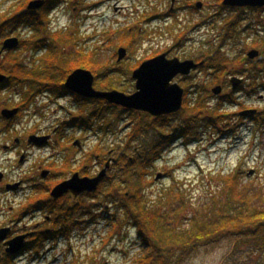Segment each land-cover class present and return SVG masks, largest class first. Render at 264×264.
Segmentation results:
<instances>
[{
	"label": "rangeland",
	"instance_id": "rangeland-1",
	"mask_svg": "<svg viewBox=\"0 0 264 264\" xmlns=\"http://www.w3.org/2000/svg\"><path fill=\"white\" fill-rule=\"evenodd\" d=\"M23 1L0 0V18L11 12L15 6L23 4ZM78 1L69 0L68 3L56 9L50 16L49 26L53 32L61 30L72 33L74 43L66 44L65 47L69 55L81 54L79 53L81 49L95 53L98 63L103 64L102 69L98 67V71H93L96 89H117L128 94L134 93L136 79L133 78V73L137 65L153 59L155 54L161 55L168 50L171 58L210 60L203 69L195 70L189 76H177L174 80L185 89V97L190 99L192 105L200 99L210 108L217 107L219 103L223 104L222 108L226 114L237 115L244 107L259 109V114L264 112V91L261 88L264 83L263 73L260 79L257 78L254 81L251 79L247 83V87L254 86L255 95H245L238 90L234 92V99L238 104L222 103L223 97L232 94V84L229 80L238 75L236 71L243 66L248 67L244 60L251 51L259 50L260 53L256 56L255 62H264V11L260 13L249 7L231 8L225 5L223 0H80L81 4L76 6L75 2ZM199 4H202V7H198ZM171 8L174 13L170 15ZM231 25L233 26L229 30ZM75 27L80 29V34H77ZM126 29L131 30L129 35ZM119 31L121 34H117ZM124 34L126 37H133L131 47L128 44L119 45L122 43L121 37ZM43 36L44 34L25 26H20L9 35L24 41L30 40L31 37L36 39ZM3 45L2 42L1 48ZM55 47L62 49L59 45ZM122 47H126L128 52L123 60L119 61V50ZM7 53H10L9 58L15 57L22 60L30 71L40 68L39 70L53 72L63 67L60 64L51 67L49 60L47 61L46 51L34 54L33 46L26 45L0 54V65L3 66L0 73L7 75L11 69L9 58L5 57ZM213 60H216L217 65L212 62ZM225 60L229 64L223 69L220 61ZM105 69L109 71V78L105 74ZM216 85L226 87L223 95L214 93ZM35 87L37 85H34L32 89ZM32 89L29 85L13 84L0 90V172L8 176L7 181L12 183L24 179L31 195L39 198L44 196L46 189L41 188L40 191L38 187H30L32 183L46 182L47 185L58 183L60 180L71 177L74 171L80 172L82 176L95 174L102 166L105 168L109 161H111L107 169L109 177L113 173L115 176L117 172V179H119L116 180L115 186H111V181L104 183L101 189L97 190L98 194L84 192L75 196L69 192L59 197L55 200L56 204L54 203L57 207L64 203L72 204L71 207H74L78 203V207L84 206V208L78 210L74 217L66 215L59 217L55 214L56 209L50 208L51 213L45 215L54 217L49 221L44 218L42 211L33 213L34 216L29 215L20 219L17 213L25 201L24 194L17 196L15 193H6L2 188L4 183L1 185L0 182V227L9 228L10 226V229L15 231L11 233L12 237L22 233L44 231L50 226L53 230L56 217L62 218L60 221L63 222L60 224L62 227L65 225L66 217L68 226L73 225V222L77 223V226L74 225L71 230L70 241L64 236L51 243L47 242L49 239L42 241L38 254L36 253L39 249L31 250L37 247L36 244H30V246L25 244L34 237L33 234L25 236L19 248L11 253L10 260L1 242L0 264L2 260L12 264H71L74 255H79L74 259L75 262L77 261L76 264H136L138 261L135 258H143L146 251L143 249L144 252L139 254L140 245L131 231L132 226L125 224L120 227L103 218L99 223L92 220L95 214L99 213V208L104 206L113 215L117 203L109 201L108 198L111 196H108L109 193L117 194L118 198L126 197L127 192L130 193L127 190L130 183L129 176L126 174L120 177L123 172L114 169L113 164L118 162V153L111 149L117 148L120 144L123 145L128 140L131 129L127 125L136 122L134 112H121L118 116L120 118L116 121L114 120L116 112L106 114L102 120L95 115V120L91 119L95 129L106 121L116 123L113 131L107 134L101 131L99 134L95 133L92 128L62 129L65 121H69L72 117L87 116L92 113L94 104L86 105L79 101L73 102L70 97L63 99L62 96L41 93L33 96L26 104L23 101V93L30 95ZM60 97L63 100L59 101ZM185 100L184 107L170 118V127L163 132L166 135L173 136L178 125L185 118L191 117L188 108L185 109ZM22 105L24 108L21 116L16 118L12 125L2 118L3 107L13 109L20 108ZM205 114L207 115L208 112ZM150 116L152 119L158 118L151 114ZM248 120L249 118H246L240 122L239 116H236L228 118L217 127L203 126L199 128V142L190 139L191 137L185 139L179 133L175 134V138L168 139L164 144L165 149L161 159L151 168V173L147 177L149 183L145 185V199L154 200L153 205L161 207L158 198L167 196L171 192V187L176 186L179 188L178 193L184 192L187 208L179 218L182 223L189 224L193 214H199L205 209H213L214 205L221 206L224 201L229 200V195L226 193L229 191V186L224 181V177L236 176L238 169L240 189L241 187L242 190L248 189L251 194L258 191L262 193L263 199L264 128L253 126ZM157 132L160 133V130ZM30 134L39 137L46 135L48 139L45 141V147L38 145L28 147L27 142V147L23 148L27 149L29 162L19 164L18 153L2 150L3 146H9L15 138L27 137L28 139ZM154 134V132L148 134V140L138 139L134 145L136 147L148 145L155 139ZM97 143H100L103 148H111L106 156L94 158L92 154L88 155ZM130 151L125 154L126 157ZM96 161H99L101 166L99 164L95 166ZM41 165L45 166V170L52 171L54 176L51 179L45 180L39 175ZM84 165H89V168L85 169ZM160 173L162 177L158 180L156 178ZM49 175L50 171L47 177ZM33 178L35 180L31 181ZM124 180L125 182L122 183ZM118 181H120L119 184ZM262 199H257L255 204L264 210ZM80 203H82L81 206ZM100 204L102 205L99 206ZM119 215L124 218L122 212L118 213L117 217ZM24 225L28 227L20 231ZM69 246L73 248L74 255L73 251L72 254L70 253ZM84 253L85 257L82 255ZM263 262L264 249L254 245L251 238L236 237L225 239L215 247L200 249L185 264H260Z\"/></svg>",
	"mask_w": 264,
	"mask_h": 264
},
{
	"label": "trees",
	"instance_id": "trees-1",
	"mask_svg": "<svg viewBox=\"0 0 264 264\" xmlns=\"http://www.w3.org/2000/svg\"><path fill=\"white\" fill-rule=\"evenodd\" d=\"M44 1V5L38 10H29L28 4L30 1L24 0L23 4L15 6L11 12L4 14L0 18V49L3 40L8 38L11 32L18 30L20 26H25L26 28L31 27V29L44 34V36L36 39L35 37H31V39H27V41L21 39L20 46L23 47L27 45L30 47V45H32L34 54L41 53V51L44 50L47 52V61L49 60L51 67L59 64L63 66L53 72L39 70L40 68H34L33 71H30L22 60H18L15 57L9 58L10 53L5 54V57L9 58V64H11V69L8 72L10 77L8 83L1 84L0 90L5 88L8 84L19 85L17 83L22 81L29 85L31 89L34 85L36 86L39 83H43L42 86L38 85L32 89L30 92L32 94L29 95L25 93L24 102H26V104L27 101L29 103L33 96L37 95V92L43 91V89H49V92H54L56 96L63 97V95H67L69 91L64 86V82L76 68H85L92 72L98 71V67H100L99 69L103 68V64H99L96 60L95 53L89 50L81 49V51H79L81 54L75 56L73 54L69 55L65 51V47L66 44L71 45L74 43L72 33H66V31L64 32L61 30L53 32L52 28H50L51 13L56 11V9L64 3H68V0ZM79 2L80 0L75 2V5L77 6ZM232 26L233 25L230 26L229 30H231ZM74 29L77 34H80V29L78 27ZM130 31V29L126 31L128 35ZM117 34H121V32L119 31ZM132 39L133 37H126L124 34V36L121 37L122 43L119 45L128 44L131 47L133 44ZM56 45H59L62 49L55 47ZM247 61L249 62L248 69L251 71V77L257 78L261 70L264 69V62H253L246 59V62ZM212 62L217 65L216 60ZM220 63L223 69L229 64L227 60L220 61ZM139 65L140 64H138L137 67ZM1 68H3L2 65H0V70ZM234 69L236 70L237 68ZM105 74L108 77L109 71L107 69H105ZM29 96L31 98H29ZM75 96V101H79L80 103H85L86 105L93 103L94 107L91 110L92 113L88 114L89 116L80 115L75 118L72 117L69 121H65L62 125V129L66 127H77L84 130L92 128L95 130V133L99 134L101 131L107 134L113 131L116 123L106 121L95 129L94 123L91 120L92 118L95 120V115L102 120L106 114H114L116 112V118L114 119L116 121V119L120 118L118 116L121 112H134L136 122L127 125L130 126L131 129L127 137L128 140L123 145H118L117 148H110L118 153V162L113 164L114 169L123 172L120 177L126 174L129 176L128 180H130V183L127 182L129 185L127 190H129L130 193L127 192L126 197L120 198H118L117 194L109 193L108 196H111L108 199L109 201L112 200L117 203V211L115 210L112 215L106 210V206L100 207L99 215L96 213L92 220L95 223H99L101 218H103L105 220H110L109 222L114 225H120V227L125 224L132 226L131 231H133L132 233L135 235L136 240L139 241L140 249L146 251L143 258H135L136 261H138L136 264H185V262L200 249L215 247V245L220 244L222 241H225V239L236 237L251 238L254 245L264 249V210L255 204L257 199H262V193L257 191L251 194L248 189L242 190V187L240 189V185L238 184L239 169L235 173L236 176L233 177L231 175V177L227 176L228 178L224 177V181H226L229 186V191H226L227 195H229V200L224 201L221 206L214 205L213 209H205L199 214H193L189 224L182 223L179 218L180 214L187 208L184 192L181 191L178 193L179 188L176 186L171 187V192L167 196L158 198L161 207L153 205L155 203L154 200L145 199L146 192L144 189L145 185L149 183L147 177L151 173V168L161 159L162 152L165 149L164 144H166L168 139L175 138V134L179 133L184 136L185 139L191 137L190 139L199 142V128L203 126L217 127L220 123H224L228 118L234 116L231 113L226 114V112L223 111V104L219 103L217 107L210 108L203 100L198 99L196 104L192 105L190 99L186 96L185 109L188 108L191 117L185 118V120L178 125L176 130H174L172 136L163 133L170 127L171 119L168 116H160L157 119H152L147 112L122 109L120 106L114 105L105 99H86L77 94ZM233 101V96L222 99V103L224 102L226 104H233ZM205 112H208V114L206 115ZM253 118L255 122L258 124L260 123L264 127V112ZM157 130H160V133H158ZM152 132L155 133V139L150 141L148 145L144 147H136V145H134V142L138 139L148 140L147 135H150ZM110 149L103 148L100 143H97L88 155L92 154L94 158L101 155L106 156ZM128 151L132 153L129 152L128 157H126L125 154H127ZM88 155L86 157H88ZM92 159L91 157V160ZM109 176L106 178V182L111 181V186H115L116 180L119 179H117V172H115V176L114 173L112 177ZM119 182L120 181H118V184ZM124 182L125 180L122 183ZM103 185L104 182L100 185L99 189H101ZM95 193L98 194L97 191ZM92 195H94V197L96 196V194ZM65 199L67 200V197ZM263 200L264 198L262 201ZM54 203L56 204L55 201ZM55 204H53L54 206L52 208L56 209L55 214L59 217H63V215L74 217L78 210L84 208V206L78 207V203H76L74 207H71L72 204L67 205L66 203L59 207ZM81 204L82 203H80V206ZM101 205L102 204L99 206ZM121 212L124 218H121L120 215L117 217L118 213ZM59 217H56V221H54L55 230H53V233L56 235V241L61 239L62 236L69 240L71 237V230H73V226L77 223L73 222V225L68 226L69 224L66 223V217V219H64L65 225L62 227L60 225L63 223L60 222L62 218L59 219ZM69 249L71 253L73 248L69 246ZM72 253L73 255L75 254L74 251ZM82 255L85 257L86 254L84 253ZM76 257H79V255H74V259ZM74 259L71 264L77 263ZM1 263L12 264V262L9 263L4 260H2ZM260 264H264V262Z\"/></svg>",
	"mask_w": 264,
	"mask_h": 264
},
{
	"label": "water",
	"instance_id": "water-1",
	"mask_svg": "<svg viewBox=\"0 0 264 264\" xmlns=\"http://www.w3.org/2000/svg\"><path fill=\"white\" fill-rule=\"evenodd\" d=\"M224 4L230 7H263L264 0H223ZM44 0H33L28 5L30 10H38L44 5ZM198 7H202L199 4ZM3 47L0 53L10 49H17L20 46V39L17 37H9L3 42ZM128 49L122 47L119 50V61L127 55ZM258 50H253L249 53L251 59H255L259 55ZM169 52H165L161 55L153 57V59L144 61L139 68L134 70L133 78L136 79V91L134 93H124L117 89L114 90H98L95 88V76L91 70L76 69L66 79V87L72 93H77L83 98L88 99H102L107 100L112 104L122 106L123 108L139 110L148 112L153 116L167 115L170 113H177V111L183 108V102L185 97V89L177 82L173 83V80L178 75H189L192 71L200 66L204 65V62H196L195 59L181 60L178 57L169 58ZM7 79V75L0 73V84ZM235 78L234 80H236ZM233 80V81H234ZM239 79L238 84H241ZM221 87H216L214 93H220ZM19 112V109H4L2 115L7 118H13ZM255 110H248L242 112L247 115ZM48 137L39 139V143H43ZM111 161L107 163V166L101 170L96 177H82L80 173L73 175L67 181L61 182L56 186L52 194L55 199H59L69 192H72L75 196L84 192H95L98 190L101 181L106 177L108 167ZM47 176V173H44ZM162 174L157 176L156 179L160 180ZM8 229H0V242L6 239L8 235ZM20 240L23 237L11 240L9 252H14L19 248Z\"/></svg>",
	"mask_w": 264,
	"mask_h": 264
},
{
	"label": "flooded vegetation",
	"instance_id": "flooded-vegetation-1",
	"mask_svg": "<svg viewBox=\"0 0 264 264\" xmlns=\"http://www.w3.org/2000/svg\"><path fill=\"white\" fill-rule=\"evenodd\" d=\"M68 2H69V0H68ZM254 10H258V9H254ZM259 11V10H258ZM174 13V10H173V8H171V13H170V15L171 14H173ZM256 50V49H255ZM259 51V50H258ZM165 52H169V54H170V51H165ZM165 52H163V53H165ZM162 53V54H163ZM168 54V55H169ZM156 55H159V54H155V55H153V57H155ZM152 57V58H153ZM169 58H171L170 57V55L168 56ZM246 59L247 60H249V61H253V62H255V59H249L248 58V56L245 58V60L244 61H246ZM199 62H204V66L203 67H200L199 68V70L200 69H203L205 66H207L208 64H209V62H210V60H207L206 58L205 59H200V60H198ZM247 64L249 63L248 61L246 62ZM237 66V65H236ZM242 67V66H241ZM246 67V68H245ZM243 66L242 67V69H240V70H238V71H236V74H238V75H235V77L236 76H238V78L236 79V80H234V78L235 77H233V78H231L229 81V83H231L232 84V86H231V91H236L237 89H246L247 90V88H249V89H251V90H255V89H253V85H249L248 87H247V83H248V81H250L251 79L254 81V80H257V78H259L260 79V77H261V74L263 73V76H264V69H262L261 70V73L257 76V78H253V77H251V75H250V71H248L249 69H248V67L247 66ZM233 68V67H232ZM236 68V67H235ZM198 70V69H197ZM240 75V76H239ZM8 77H10L9 75H8ZM244 77H246V79L244 78ZM239 79H242L243 81H241V84H238V82H239ZM234 80V81H233ZM66 82V81H65ZM65 82H64V86H65ZM17 84H19L18 86H22V85H27L24 81H22V82H18ZM9 85V84H8ZM8 85L6 86V87H8ZM38 85H43V83H39ZM37 85V86H38ZM12 86V85H11ZM17 86V85H16ZM217 86V85H216ZM218 86H220L221 87V94H219V95H223L224 94V92L226 91V87L224 86V85H218ZM247 87V88H246ZM261 88H263V90H264V83L261 85ZM50 90L49 89H43V91H39L38 93H41V94H47V95H49V96H51L52 94H54V95H56L54 92L52 93V92H49ZM69 91V90H68ZM69 93H71V91H69ZM68 93V94H69ZM23 96H24V93H23ZM72 98V101L74 102V99L76 98V96H75V94L74 93H71V94H69L68 96H67V98ZM23 100H24V97H23ZM4 108V107H3ZM6 108H8V107H6ZM10 108V107H9ZM19 108V107H18ZM23 105L22 106H20V112L18 113L19 115H16V116H14L13 118H9V119H6V121L8 122V124H13L14 123V120L16 119V118H18L19 116H21V113H22V110H23ZM11 110H13V109H15V107L12 109V108H10ZM251 109H255V108H251ZM255 110H257V109H255ZM258 111V110H257ZM239 113V112H238ZM254 113H256V112H250V113H248L247 115H244V114H242V115H240L241 117H243L244 119H251L252 120V118L255 116V115H258L259 114V112L257 113V114H254ZM173 114H175V113H172V114H167V115H165V116H168L169 118H172L173 116ZM2 118H4V117H2ZM32 134H30V136H29V138L27 139V137L25 138V139H20V138H15V141L13 142V141H11V144L9 145V146H3L2 147V150H9V151H7V152H11V153H15L16 152V154L18 153V158H17V161L19 162V164H23V163H26V162H29V159H28V152H27V149L25 148H23V147H27V145H28V147L31 145V146H35V145H38L39 147H45L46 145H45V142H43V143H39L40 142V140L39 139H42V138H44L45 136H35V135H32ZM27 142H28V144H27ZM78 142H79V140H78ZM18 144V145H17ZM47 144H51V143H47ZM23 148V149H22ZM22 149V150H21ZM18 150H21L20 152L18 151ZM99 157V156H98ZM98 164L101 166V164H100V162L98 161H96V164H95V166H98ZM45 166H43V165H41L39 168H40V176H42L45 180H47V179H51V177H53L54 176V174L52 173V171L51 170H49V169H46L45 170V168H44ZM85 169H88L89 168V165L88 166H83ZM100 168V167H99ZM104 168V166H102L99 170H98V172L97 173H95V174H88V175H84V176H82L81 175V173L80 172H73V175H75V174H77V173H80V175L82 176V177H88V176H90V177H96V176H98V174L101 172V170ZM81 169H83V168H81ZM48 171H50V175L47 177V176H45V174L44 173H48ZM72 175V176H73ZM71 176V177H72ZM109 176V172H108V175L102 180V182H106V178ZM47 177V178H46ZM71 177H69V178H71ZM112 177V176H111ZM68 178V179H69ZM7 179H8V176L7 175H5L4 173H2V172H0V182H1V185L4 183V186L2 187L3 188V190L7 193V192H9V193H15L17 196H20V195H22V194H24V196H25V201H24V203L20 206V211H19V213H17L18 215V217L20 218V219H22V218H24V217H27V216H29V215H33V213H35V212H37V211H42V212H44V218L46 219V220H50V218H52L53 219V217H52V215L51 216H48L47 217V215H45V214H49V212L51 213V211H49V209L50 208H52L54 205V201H55V198H54V196H53V194H52V191H53V189L56 187V186H58V184L59 183H61V182H64V181H67L68 179H64V180H60V181H58V183H50V185L48 184H46V182H44V183H32V185L30 186V187H32V186H34V187H38L39 189L38 190H40L41 191V188H45L46 189V192L44 193V196H39V198H37V196L35 195H31V191H29V189L27 188V186H26V181L24 180V179H20V180H17V182H10V181H7ZM109 179V178H108ZM33 180H35V178H33V179H31V181H33ZM41 180H42V178H41ZM5 181H7V183H5ZM42 184H44V185H42ZM44 189V190H45ZM26 190H27V192H26ZM39 192V191H38ZM37 192V193H38ZM70 195V194H69ZM69 195H67V197L69 196ZM43 203H44V205H43ZM53 209V208H52ZM34 216V215H33ZM37 225V224H36ZM26 227H28L27 225H24L22 228L23 229H21L20 228V231H23ZM52 226H50V227H47V228H45V230L44 231H42V230H40V231H33L32 233H27V234H24V233H22V234H20V235H17V236H14V237H12L11 236V233H14L15 231H13V229L11 228L10 229V226H9V228H6V227H0V229H9V232H8V235L6 236V239L2 242L3 243V245H4V248H6V256L8 257V259L10 260L12 257V255H11V253L12 252H8V248H7V245H9L8 243L11 241V240H13V239H16V238H20V237H23V240L25 239V236H30V234H33V236L34 237H32V238H30V240L29 241H27L25 244L27 245V246H30V244H36V246L37 247H35V248H39L38 247V245L39 246H41V244H43V243H41L42 241H45V240H47V239H49V241H47L48 243H51V241H55V239H56V235L53 233V230H55V227H54V225H53V230H52V228H51ZM16 231H18V230H16ZM20 231H18V232H20ZM44 238H46V239H44ZM23 240H20V242L21 241H23ZM5 245H6V247H5ZM35 248H33V249H35ZM33 249H31V250H33Z\"/></svg>",
	"mask_w": 264,
	"mask_h": 264
}]
</instances>
